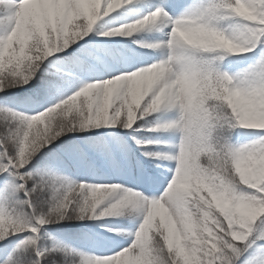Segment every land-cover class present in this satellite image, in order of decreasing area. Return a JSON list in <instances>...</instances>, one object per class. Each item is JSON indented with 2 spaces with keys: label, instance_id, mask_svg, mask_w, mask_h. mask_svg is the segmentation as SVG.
Returning a JSON list of instances; mask_svg holds the SVG:
<instances>
[{
  "label": "snow or ice",
  "instance_id": "6c2138e0",
  "mask_svg": "<svg viewBox=\"0 0 264 264\" xmlns=\"http://www.w3.org/2000/svg\"><path fill=\"white\" fill-rule=\"evenodd\" d=\"M0 264H264V0H0Z\"/></svg>",
  "mask_w": 264,
  "mask_h": 264
},
{
  "label": "rangeland",
  "instance_id": "374dc122",
  "mask_svg": "<svg viewBox=\"0 0 264 264\" xmlns=\"http://www.w3.org/2000/svg\"><path fill=\"white\" fill-rule=\"evenodd\" d=\"M244 138H245V137L242 136V135H239V136L235 137V139H237V140H243ZM108 220H109V219L107 218V221H108ZM117 220H119V219H110L109 222H108L106 225L109 226V227H112V228H119V227H121V225H120L119 221H117ZM102 231H103V230H102ZM92 247H93V246H92ZM92 247L89 248V249H87V250H91Z\"/></svg>",
  "mask_w": 264,
  "mask_h": 264
},
{
  "label": "trees",
  "instance_id": "16d2710c",
  "mask_svg": "<svg viewBox=\"0 0 264 264\" xmlns=\"http://www.w3.org/2000/svg\"><path fill=\"white\" fill-rule=\"evenodd\" d=\"M148 135H152V134H148ZM66 223H76V222H66ZM98 223H104V221H100ZM69 232H71V229L68 230ZM84 242L82 244H79L78 247H82L85 249V247L87 246V244H89L90 240L87 237H82L81 238ZM86 250V249H85Z\"/></svg>",
  "mask_w": 264,
  "mask_h": 264
}]
</instances>
